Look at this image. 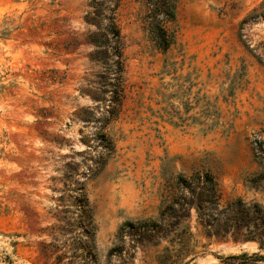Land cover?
Masks as SVG:
<instances>
[{
	"label": "rangeland",
	"instance_id": "374dc122",
	"mask_svg": "<svg viewBox=\"0 0 264 264\" xmlns=\"http://www.w3.org/2000/svg\"><path fill=\"white\" fill-rule=\"evenodd\" d=\"M176 13L162 52L146 0H0V264H119V228L209 196L205 173L222 205L264 207V0ZM186 212L192 264L264 254L245 227L206 238L212 211Z\"/></svg>",
	"mask_w": 264,
	"mask_h": 264
},
{
	"label": "trees",
	"instance_id": "16d2710c",
	"mask_svg": "<svg viewBox=\"0 0 264 264\" xmlns=\"http://www.w3.org/2000/svg\"><path fill=\"white\" fill-rule=\"evenodd\" d=\"M178 0H146L147 5V31L158 49L167 52L174 42V35L169 33L166 24L174 23L177 16ZM204 184L209 187V196L204 193L194 196L196 203L180 205L175 197L169 200L168 205L162 208L157 219H146L136 222H125L118 230L117 243L108 253V259H117L119 264H131L135 255L127 256L126 244L135 247L156 249L155 264H192L200 255L197 249L200 241L192 232L189 223L191 211L194 208L198 219L203 220V212L212 211L209 215L212 224L211 230L202 234L209 238L212 234L225 237L232 230L239 233L245 227L246 234H242V241L256 242L259 249L264 250V207L258 203L247 205L242 200L221 204V194L216 179L209 173L203 175ZM250 183L260 186L264 183V174H256ZM209 200H208V199ZM205 203L211 208L207 209ZM231 209L238 211L229 215ZM254 212L249 215L247 212ZM215 213V214H214ZM210 223V222H209ZM234 236V235H233ZM203 248L205 246H202ZM228 264H264V254L261 252L233 255L226 258ZM94 263V262H93Z\"/></svg>",
	"mask_w": 264,
	"mask_h": 264
}]
</instances>
